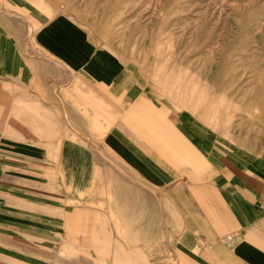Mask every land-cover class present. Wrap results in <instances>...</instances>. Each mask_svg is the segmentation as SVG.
<instances>
[{
  "label": "crops",
  "instance_id": "crops-1",
  "mask_svg": "<svg viewBox=\"0 0 264 264\" xmlns=\"http://www.w3.org/2000/svg\"><path fill=\"white\" fill-rule=\"evenodd\" d=\"M81 1L0 0V264H264V146Z\"/></svg>",
  "mask_w": 264,
  "mask_h": 264
},
{
  "label": "rangeland",
  "instance_id": "rangeland-1",
  "mask_svg": "<svg viewBox=\"0 0 264 264\" xmlns=\"http://www.w3.org/2000/svg\"><path fill=\"white\" fill-rule=\"evenodd\" d=\"M93 3L103 12L102 25L123 30L125 45H138L157 68L171 61L163 73L172 71L177 80L182 73L189 85L203 79L220 124L234 129L237 140L264 146V0Z\"/></svg>",
  "mask_w": 264,
  "mask_h": 264
},
{
  "label": "built area",
  "instance_id": "built-area-1",
  "mask_svg": "<svg viewBox=\"0 0 264 264\" xmlns=\"http://www.w3.org/2000/svg\"><path fill=\"white\" fill-rule=\"evenodd\" d=\"M227 238H228V239H230V238H231V236H230V235H228V236H227Z\"/></svg>",
  "mask_w": 264,
  "mask_h": 264
}]
</instances>
